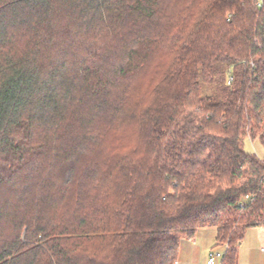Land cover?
Segmentation results:
<instances>
[{
    "label": "trees",
    "instance_id": "16d2710c",
    "mask_svg": "<svg viewBox=\"0 0 264 264\" xmlns=\"http://www.w3.org/2000/svg\"><path fill=\"white\" fill-rule=\"evenodd\" d=\"M232 81L228 85V79ZM264 0H0V264H221L264 228Z\"/></svg>",
    "mask_w": 264,
    "mask_h": 264
},
{
    "label": "crops",
    "instance_id": "0c3cea01",
    "mask_svg": "<svg viewBox=\"0 0 264 264\" xmlns=\"http://www.w3.org/2000/svg\"><path fill=\"white\" fill-rule=\"evenodd\" d=\"M212 248L216 245V230L206 227L197 230L190 239H182L179 244L175 264H206ZM264 228L254 227L246 230L238 248L236 264H264Z\"/></svg>",
    "mask_w": 264,
    "mask_h": 264
},
{
    "label": "rangeland",
    "instance_id": "374dc122",
    "mask_svg": "<svg viewBox=\"0 0 264 264\" xmlns=\"http://www.w3.org/2000/svg\"><path fill=\"white\" fill-rule=\"evenodd\" d=\"M244 150L250 154L255 155L258 159L264 161V146L258 140H250L246 138L243 141ZM214 252L223 254L224 247L222 248H212ZM217 264H221V259H217Z\"/></svg>",
    "mask_w": 264,
    "mask_h": 264
},
{
    "label": "built area",
    "instance_id": "2783aa9c",
    "mask_svg": "<svg viewBox=\"0 0 264 264\" xmlns=\"http://www.w3.org/2000/svg\"><path fill=\"white\" fill-rule=\"evenodd\" d=\"M232 79L229 78L227 84L229 85L231 83ZM264 250V249H262ZM223 254L211 251L208 254V260L206 264H217V259H222Z\"/></svg>",
    "mask_w": 264,
    "mask_h": 264
}]
</instances>
